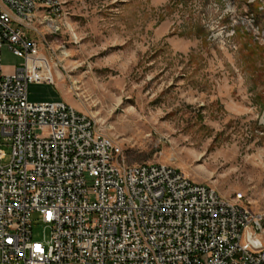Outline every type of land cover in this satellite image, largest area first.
Here are the masks:
<instances>
[{"label":"rangeland","instance_id":"obj_1","mask_svg":"<svg viewBox=\"0 0 264 264\" xmlns=\"http://www.w3.org/2000/svg\"><path fill=\"white\" fill-rule=\"evenodd\" d=\"M59 1L58 34L21 28L55 74V85L30 84L28 101L65 102L127 164L176 167L264 215V0ZM22 63L3 49L4 74ZM0 151L7 165L1 135Z\"/></svg>","mask_w":264,"mask_h":264},{"label":"built area","instance_id":"obj_2","mask_svg":"<svg viewBox=\"0 0 264 264\" xmlns=\"http://www.w3.org/2000/svg\"><path fill=\"white\" fill-rule=\"evenodd\" d=\"M63 17L59 0H0V135L12 148L0 166V264H264V215L243 195L170 165H129L93 118L28 101L29 85H55V74L21 28L55 35ZM5 47L23 60L10 74Z\"/></svg>","mask_w":264,"mask_h":264}]
</instances>
